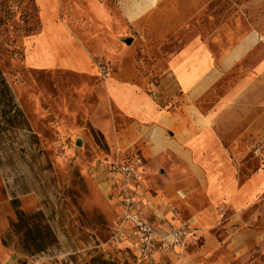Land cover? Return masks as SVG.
<instances>
[{
    "label": "crops",
    "instance_id": "1",
    "mask_svg": "<svg viewBox=\"0 0 264 264\" xmlns=\"http://www.w3.org/2000/svg\"><path fill=\"white\" fill-rule=\"evenodd\" d=\"M93 1L94 11H87L71 0L94 36L93 47L86 41L88 32L82 37L68 25L50 24L63 63L47 71L52 81L45 94L56 118L51 121L55 129H50L60 143L59 153L47 150L39 127L26 114L29 129L13 127L18 142L12 197L23 209L43 210L58 236L54 247L61 251L80 252L89 243L87 236L111 232L116 221L104 206L117 213L118 207L110 180L76 146L79 139L86 144L94 130L102 138L104 153L141 160L143 196L154 204L175 202L178 218L192 227H215L218 213L212 187L215 182H230L228 154L242 136L243 123L250 121L245 117L250 107L245 105V86L250 85V75L264 69V40L257 32L248 33L192 80L199 65L187 60L143 73L159 75L156 81L127 77L121 66L92 82L85 101L84 81L77 79L87 73L95 55L124 63L132 49L127 44L131 37L136 50L151 29L172 26L173 12L186 23L213 0H115V7ZM69 75L75 83H68ZM15 108L19 118V99ZM26 135L37 140L33 147L21 141ZM146 213L155 212L147 208Z\"/></svg>",
    "mask_w": 264,
    "mask_h": 264
},
{
    "label": "rangeland",
    "instance_id": "2",
    "mask_svg": "<svg viewBox=\"0 0 264 264\" xmlns=\"http://www.w3.org/2000/svg\"><path fill=\"white\" fill-rule=\"evenodd\" d=\"M103 1L115 7V0ZM172 18V26L151 29L136 50L131 37L127 44L132 49L124 63L95 55L87 73L77 79L84 81L85 101L92 82L121 66L127 77L156 81L159 75L143 73L187 60L199 65L192 80L248 33L257 32L264 40V0H213L186 23L174 12ZM55 22L82 37L88 32L85 38L93 47L94 36L71 0H0V264L9 260L19 264H264V69L250 75V85L245 86V105H250L245 117L250 121L243 123L242 136L228 154L230 182H215L212 187L218 213L215 227L191 226L194 234L186 245L157 249L151 261L143 262L129 235H116L127 227L122 228L117 210L105 204L104 210L116 221L111 232L87 236L89 243L80 252L54 247L58 236L43 210L23 209L12 197L11 181L18 142L13 127L27 131L26 114L39 127L47 150L59 153L60 143L50 129L56 118L45 97L52 81L47 71L63 66L50 29ZM75 82L69 75L68 83ZM91 135L86 144L76 146L95 161L104 154V144L96 131ZM21 141L33 147L37 140L26 135Z\"/></svg>",
    "mask_w": 264,
    "mask_h": 264
},
{
    "label": "built area",
    "instance_id": "3",
    "mask_svg": "<svg viewBox=\"0 0 264 264\" xmlns=\"http://www.w3.org/2000/svg\"><path fill=\"white\" fill-rule=\"evenodd\" d=\"M94 166L110 180L111 196L118 207L122 228L127 227L116 235H129L141 261H151L157 249L186 245L194 228L178 218L180 209L175 202L154 204L142 195L146 180L139 158L106 152L95 160ZM147 208L155 213L148 215Z\"/></svg>",
    "mask_w": 264,
    "mask_h": 264
},
{
    "label": "bare ground",
    "instance_id": "4",
    "mask_svg": "<svg viewBox=\"0 0 264 264\" xmlns=\"http://www.w3.org/2000/svg\"><path fill=\"white\" fill-rule=\"evenodd\" d=\"M77 1L87 11H94L95 2L93 0H77Z\"/></svg>",
    "mask_w": 264,
    "mask_h": 264
},
{
    "label": "water",
    "instance_id": "5",
    "mask_svg": "<svg viewBox=\"0 0 264 264\" xmlns=\"http://www.w3.org/2000/svg\"><path fill=\"white\" fill-rule=\"evenodd\" d=\"M128 42H131V40L129 39ZM77 144H78V145H81V139H79V140L77 141Z\"/></svg>",
    "mask_w": 264,
    "mask_h": 264
}]
</instances>
